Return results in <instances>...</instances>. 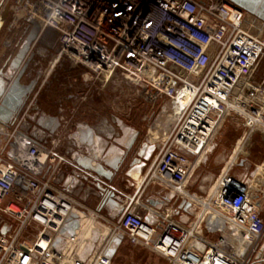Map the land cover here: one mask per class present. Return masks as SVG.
Masks as SVG:
<instances>
[{"label":"built area","instance_id":"obj_1","mask_svg":"<svg viewBox=\"0 0 264 264\" xmlns=\"http://www.w3.org/2000/svg\"><path fill=\"white\" fill-rule=\"evenodd\" d=\"M0 3L56 32L54 67L82 69L103 87L127 86L159 103L161 138L143 185L153 183L188 207L185 219L172 218L136 191L115 218L89 211L57 178L68 167L95 185L107 183L23 133L20 120L4 131L0 148V264H109L100 224L169 264H247L222 243L224 237L208 236L226 227L246 238L244 254L258 250L264 221L251 185L231 176L228 167L206 198L188 194L186 185L229 113L243 115L247 125L264 120V72L258 77L257 71L264 61V21L228 0ZM71 214L80 226L64 238L60 230Z\"/></svg>","mask_w":264,"mask_h":264},{"label":"crops","instance_id":"obj_2","mask_svg":"<svg viewBox=\"0 0 264 264\" xmlns=\"http://www.w3.org/2000/svg\"><path fill=\"white\" fill-rule=\"evenodd\" d=\"M15 14L16 11L12 6L3 7L0 3V22L2 23L0 28V74L2 75L10 73L12 62L20 53L34 27L32 22L37 24L29 17L20 18ZM41 33L42 29L36 36L37 40ZM35 41L30 44L27 53L13 72L14 79L24 65L30 61L21 76L19 85L27 86L34 82L33 91L25 101L17 118L6 125L0 123V148L3 146L4 131L13 129L20 120H22L20 130L23 133L30 137L32 134L40 137L39 133L33 130V123L28 121V118H39L43 124V128H40L39 132L45 137L37 141L53 145L76 166L75 159L85 157L91 159L93 164L101 165L105 171L112 173L109 181L100 177L107 183V186L103 187L106 191L103 197L113 196L111 199L115 200L120 207L119 214L124 210L129 199L136 191H139L142 192L145 203L154 210H163L172 218L185 219V215L182 213L188 207L183 201L174 199L167 191L153 183L143 185L147 171L158 152V139L161 138V132L157 130L156 126L149 125L147 129H143L140 126L132 125L131 121L117 119L115 118L117 116L96 108L90 96L93 94L91 90L93 80L96 79L92 80L90 77L92 75L82 69H70L65 65L54 67V62L47 67V58L53 60L54 47L49 49ZM72 72H78V77L73 76L74 78H72ZM62 75L63 79L68 78L73 84H60ZM2 81L6 83L5 79ZM11 82H8L9 85ZM65 86H67L66 89ZM104 88L106 87H100L102 91ZM151 116L150 114V119ZM249 121V126L252 128L256 125L264 126L260 122ZM131 141L130 151L127 156H124L125 148ZM214 147L215 145L210 147L209 152L201 159L197 171H195L202 189L208 187L206 181L213 176L210 175V171L216 157L213 154ZM245 162L246 168H250L251 172L246 175L244 182L251 185L252 193H255L254 197H256L254 202L259 207V216L264 221V159L259 163L252 164V167L247 160ZM242 164L240 163V165ZM110 165H117V171L109 169ZM56 184L89 211H98L101 199L96 197L98 195L92 180L85 179L67 167L57 178ZM100 213L105 218L109 214L105 208L101 209ZM86 222L87 220L84 224ZM96 227L106 237L107 241L103 242L102 246L106 247L105 255L109 256V264H111L117 251L127 243V240L123 236L118 239L117 236L112 235L109 224H100ZM116 238L117 241H114ZM100 249L102 247L99 248V251Z\"/></svg>","mask_w":264,"mask_h":264},{"label":"rangeland","instance_id":"obj_3","mask_svg":"<svg viewBox=\"0 0 264 264\" xmlns=\"http://www.w3.org/2000/svg\"><path fill=\"white\" fill-rule=\"evenodd\" d=\"M8 23L9 22L7 21V24ZM50 63H53V60L47 58V67ZM62 68L64 69V67ZM257 71L258 77H260L262 72H264V61L260 63ZM78 72H72V78H74L73 76L78 77ZM63 75L60 78V84H73L68 78L63 79ZM90 77L92 80L94 79V77ZM101 86L102 85H100L99 82L93 80V86L91 89L93 94H90V96L92 97V101L95 103L96 108H100L102 111H106V113L117 116L115 117L117 119L131 121L132 125L140 126L143 129H147L149 125L157 127L161 126V119L158 117L159 103L150 104L144 98L138 97L136 92L127 86L122 85L119 87L117 85H109L106 86L103 91L100 89ZM66 87L67 86H65V89ZM150 114L152 115L151 119L149 118ZM150 121L152 124H150ZM260 124H264V120H262ZM263 127V125H256V127L252 128L247 125V119L243 115L229 113L223 119L219 130L211 141L210 146L213 147L215 145L213 154L216 157L212 162L210 171V175L213 176L209 177L210 180L208 179V181H206L208 182V187H206V189L201 188V185L196 178V168L186 185L187 193L196 198H206L217 177L221 174L222 170L227 167L228 173L231 176L245 181L246 175L251 172L250 168H246L245 160H247L252 167V164L259 163L264 159ZM240 163L243 164L240 165ZM254 194L255 193H252L253 201H255L256 198L254 197ZM192 209L194 208L192 207ZM236 235V232H230L228 228L222 227L219 235H210L208 238L215 241L217 236L218 238L224 237L222 240L224 242L230 241V244L233 246L232 249L235 250L238 249L237 246H240L239 241L240 239L242 241L243 238V236L240 235V239L235 241L234 236ZM245 245L246 243L242 246L244 250L246 249L244 248ZM257 252L258 250H255L254 253H248L246 251L244 257L249 259L247 264L259 263L255 259ZM160 258L163 257L147 248H141V246L133 247L127 242L119 248L111 264H169L166 259L161 260ZM263 262L264 261L260 263L263 264Z\"/></svg>","mask_w":264,"mask_h":264},{"label":"water","instance_id":"obj_4","mask_svg":"<svg viewBox=\"0 0 264 264\" xmlns=\"http://www.w3.org/2000/svg\"><path fill=\"white\" fill-rule=\"evenodd\" d=\"M232 5L239 8L240 10L244 11L245 13L264 21V0H228ZM1 22H0V28H1ZM33 29L30 32L29 36L26 39V42L22 49L20 50V53L15 58V60L12 62L10 67V73H6L5 75L0 74V123L8 124L12 122L17 116L20 114L21 110L23 109L25 105V101L29 98L33 91L34 82L30 83L27 86H21L19 85V81L21 79V76L23 75L25 69L27 68V65L30 61L24 65V67L21 69V71L18 73V75L13 79V72L17 68V66L20 64V61L23 59L24 55L27 53L29 46L32 42H38L39 45H42L44 47H47L49 49H52L55 44L56 39V32L50 28H46L42 30V33L40 35L39 40L36 39L37 34L40 32V27L32 22ZM2 79H5L6 83L2 81ZM12 80V82H11ZM8 82H11L9 85ZM28 121L33 123V130L38 132L40 137L37 135L32 134V137L36 140H40L42 137L45 136L40 133L39 129L43 128V124H41V119L39 118H28ZM132 141L127 144L125 148V155L130 151ZM93 157V156H92ZM75 163L80 168L98 176V177H104L107 181H109L112 177V173L107 172L104 170V168L101 165H95L91 162V159L85 158V157H78L75 159ZM109 169L112 171H117V165H110L108 166ZM95 189L97 191L96 196L98 199H101V202H99V209L98 211H101V209L105 208V211H107L110 214V218H115L118 216L120 212V207L118 206L117 202L115 200H112V197H103L105 194V189L99 185H95ZM79 218L76 214H71L68 220L66 221V224L63 226V228L60 230V235L64 238H68L74 235V232L79 228ZM97 235L94 233L92 242L94 243L96 240ZM122 238V235L118 236V239ZM117 241V238L114 240ZM57 243L62 246V240L58 239ZM92 250L91 246L86 247V252H90ZM107 259H109V256H106ZM255 259L258 262L264 261V236L260 239V245L258 248V252L255 256Z\"/></svg>","mask_w":264,"mask_h":264},{"label":"bare ground","instance_id":"obj_5","mask_svg":"<svg viewBox=\"0 0 264 264\" xmlns=\"http://www.w3.org/2000/svg\"><path fill=\"white\" fill-rule=\"evenodd\" d=\"M2 132H3V130H2ZM239 233V232H238ZM237 234V233H236ZM235 237V241H237L238 239H240V235L239 234H237L236 236H234ZM223 241V240H222ZM245 241H246V238H242V241H241V239H240V246H237L238 247V249H235L236 250V252H235V254L236 255H238V257H244V252H245V250L243 249V247L242 246H244V244H245ZM226 247H229V248H231L232 249V244H230V241H223L222 242ZM232 243V242H231ZM239 245V244H238ZM235 248V247H234ZM244 248H246V245H245V247Z\"/></svg>","mask_w":264,"mask_h":264}]
</instances>
